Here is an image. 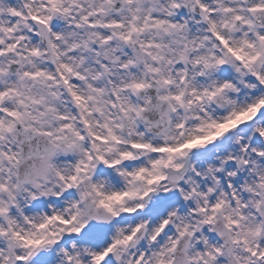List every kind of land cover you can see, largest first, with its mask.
<instances>
[{
    "label": "snow or ice",
    "instance_id": "snow-or-ice-1",
    "mask_svg": "<svg viewBox=\"0 0 264 264\" xmlns=\"http://www.w3.org/2000/svg\"><path fill=\"white\" fill-rule=\"evenodd\" d=\"M57 259L264 264V0H0V264Z\"/></svg>",
    "mask_w": 264,
    "mask_h": 264
},
{
    "label": "clouds",
    "instance_id": "clouds-1",
    "mask_svg": "<svg viewBox=\"0 0 264 264\" xmlns=\"http://www.w3.org/2000/svg\"><path fill=\"white\" fill-rule=\"evenodd\" d=\"M75 158V159H78L79 158V155L77 153H73V152H62L60 153L58 156H57V162L59 163V165L63 168H68L70 167V165L73 163V160L72 159H69V158ZM216 158H219V153L217 154V157ZM192 163H198V161H191ZM207 167V165H205V168ZM203 179V178H202ZM225 179H228L227 176H225ZM104 181H108V185H107V189L106 190H109L113 184V182L111 181V177L110 176H100L98 178V180L96 182H104ZM54 185L53 184H49V187H53ZM87 185L85 186H82L81 189H75L74 191L76 192V195L75 196H66L64 197L63 199L60 200V204L56 205L57 209L59 210H63L60 208V205H63L65 208L74 200L78 199L79 196H80V192L82 190H87ZM204 187L206 188L207 185H204ZM219 190H222V185L220 186ZM182 198H183V194H182ZM21 199H23V196L21 197ZM45 200H51L52 197L51 196H48V197H44ZM32 203L34 202H29L28 204L25 205V207H31L32 206ZM85 204V207H88V205L90 204V201L88 202H84ZM184 204L187 206V210L185 212H182L180 213V215L183 217L184 221L186 222H189L191 223L192 225H195L197 224L201 219H202V214L201 215H193V211H192V208L193 206L195 205L196 207H199V204H198V198L197 197H193L192 198V204H189L188 200H185L184 201ZM176 209L179 210L180 209V205L177 204L176 206ZM229 209H225V211H228ZM45 211V209L43 207L37 209L36 211L34 212H31V213H27L28 215H33V216H36L38 215L39 213H43ZM224 213L221 212L220 214H218L216 216V220L214 222V225L213 227L219 232V231H224ZM205 226L204 225H201V236L203 235H208L209 233H204L203 232V228ZM211 231V229H210ZM198 239L196 238H192L191 239V243L193 245V249H194V246L196 243H198ZM47 251L51 252L52 249H48ZM56 256L59 257L60 256V253L59 251L57 250L56 252ZM55 264H61V259H57L55 261ZM178 264H179V260H178Z\"/></svg>",
    "mask_w": 264,
    "mask_h": 264
}]
</instances>
